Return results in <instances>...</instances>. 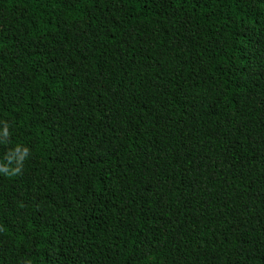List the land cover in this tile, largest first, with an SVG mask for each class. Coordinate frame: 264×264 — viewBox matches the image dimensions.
Instances as JSON below:
<instances>
[{
    "label": "trees",
    "instance_id": "obj_1",
    "mask_svg": "<svg viewBox=\"0 0 264 264\" xmlns=\"http://www.w3.org/2000/svg\"><path fill=\"white\" fill-rule=\"evenodd\" d=\"M18 146L0 264H264V0H0Z\"/></svg>",
    "mask_w": 264,
    "mask_h": 264
},
{
    "label": "clouds",
    "instance_id": "obj_2",
    "mask_svg": "<svg viewBox=\"0 0 264 264\" xmlns=\"http://www.w3.org/2000/svg\"><path fill=\"white\" fill-rule=\"evenodd\" d=\"M5 134L7 135V130L5 131ZM21 147H17L15 150L20 153L19 159L16 163L15 168H10L7 165H2L0 166V173H3L6 177L8 176H15L20 174L22 166H23V161L25 158L29 155V150L27 148H23L21 151ZM8 159V156L6 157ZM10 163V161H9Z\"/></svg>",
    "mask_w": 264,
    "mask_h": 264
}]
</instances>
